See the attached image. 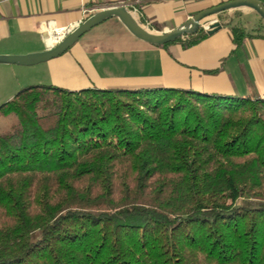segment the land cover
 <instances>
[{
	"label": "trees",
	"instance_id": "trees-1",
	"mask_svg": "<svg viewBox=\"0 0 264 264\" xmlns=\"http://www.w3.org/2000/svg\"><path fill=\"white\" fill-rule=\"evenodd\" d=\"M2 111L0 264H264L263 97L38 84Z\"/></svg>",
	"mask_w": 264,
	"mask_h": 264
},
{
	"label": "crops",
	"instance_id": "crops-1",
	"mask_svg": "<svg viewBox=\"0 0 264 264\" xmlns=\"http://www.w3.org/2000/svg\"><path fill=\"white\" fill-rule=\"evenodd\" d=\"M133 1L0 0V54L44 51L56 43L61 29L112 6L126 5L146 28L157 32L180 27L197 12L230 0H141L138 12L133 11ZM247 40L237 46L230 28L223 24L188 48L179 42L153 45L112 17L86 32L64 54L47 61L53 75L49 81L76 90L112 77L111 81L125 86L109 89L175 87L264 98V38ZM95 63L105 64L108 70L110 66L108 77L99 73Z\"/></svg>",
	"mask_w": 264,
	"mask_h": 264
},
{
	"label": "water",
	"instance_id": "water-1",
	"mask_svg": "<svg viewBox=\"0 0 264 264\" xmlns=\"http://www.w3.org/2000/svg\"><path fill=\"white\" fill-rule=\"evenodd\" d=\"M248 8L257 12L264 20V2L261 0H230L215 6L205 8L188 18L180 27L166 31H152L146 28L125 5H117L104 8L79 23L72 31L68 32L56 45L48 47L44 51L22 55H0V64H15L22 66L36 65L49 61L64 54L86 32L105 20L117 17L127 29L137 38L153 44L164 45L178 40L190 34H196L203 27V21L208 17L221 12ZM223 24L214 20L206 29L207 34L212 35L222 29Z\"/></svg>",
	"mask_w": 264,
	"mask_h": 264
},
{
	"label": "rangeland",
	"instance_id": "rangeland-1",
	"mask_svg": "<svg viewBox=\"0 0 264 264\" xmlns=\"http://www.w3.org/2000/svg\"><path fill=\"white\" fill-rule=\"evenodd\" d=\"M212 19L219 20L221 23L225 24L227 28H230L228 24L237 25L240 27H244L247 33L249 32L252 33L259 32L262 34L264 33V20L261 19L260 15L257 12L248 8L228 10L222 12L221 14L210 16L203 21L204 27H205V22ZM204 27H202L201 29L205 30ZM247 39L248 38H245L244 40L247 41L248 43L249 40ZM252 43L253 42H250L249 44L250 47ZM48 63L49 62L46 61L31 66L0 64V105L12 99L13 96L18 91L22 90L27 86L38 85V84H52L50 83L49 80H52L53 75L51 69L48 66L49 65ZM95 67L96 69H98L99 73H102V75L106 74V76H107V72L110 70V66L108 70L107 66L103 63L101 64L95 63ZM88 75L90 79L93 77L92 74H88ZM107 79L108 81L106 82L104 81L105 84L92 83L89 85L93 86L91 88H107L108 86H121V87L125 86L122 83L119 84L114 81H111L112 77H108ZM15 124H16L15 116L11 114H5L3 111L0 112V131L2 132L10 131L14 128Z\"/></svg>",
	"mask_w": 264,
	"mask_h": 264
},
{
	"label": "built area",
	"instance_id": "built-area-1",
	"mask_svg": "<svg viewBox=\"0 0 264 264\" xmlns=\"http://www.w3.org/2000/svg\"><path fill=\"white\" fill-rule=\"evenodd\" d=\"M134 3L132 4V6H133V11H135V12H138V5L140 4V2H141V0H134L133 1ZM126 6V5H125ZM214 20H217V19H212V20H209V21H207V22H205V27H204V25H203V27L205 28V30L208 28V26H209V24L210 23H212ZM79 24V23H78ZM78 24H76V25H73V26H71V27H65L64 29H61L60 31H59V34H60V36L58 37V39L56 38V43L54 44V45H56L68 32H70V31H72ZM46 30L48 31V32H51L47 27H46ZM53 46V45H52Z\"/></svg>",
	"mask_w": 264,
	"mask_h": 264
},
{
	"label": "bare ground",
	"instance_id": "bare-ground-1",
	"mask_svg": "<svg viewBox=\"0 0 264 264\" xmlns=\"http://www.w3.org/2000/svg\"><path fill=\"white\" fill-rule=\"evenodd\" d=\"M55 37V36H54Z\"/></svg>",
	"mask_w": 264,
	"mask_h": 264
}]
</instances>
